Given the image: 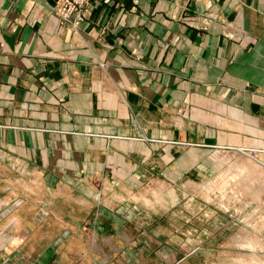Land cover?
I'll return each instance as SVG.
<instances>
[{"label":"crops","instance_id":"obj_1","mask_svg":"<svg viewBox=\"0 0 264 264\" xmlns=\"http://www.w3.org/2000/svg\"><path fill=\"white\" fill-rule=\"evenodd\" d=\"M5 116L53 132L42 154L50 137L61 153L60 134L84 136L73 153L127 164L115 179L138 178L128 163L178 157L202 177L221 172L239 149L264 150V0H93L77 28L42 0H0ZM111 208L106 262L86 264H162V237L146 233L161 222Z\"/></svg>","mask_w":264,"mask_h":264},{"label":"rangeland","instance_id":"obj_2","mask_svg":"<svg viewBox=\"0 0 264 264\" xmlns=\"http://www.w3.org/2000/svg\"><path fill=\"white\" fill-rule=\"evenodd\" d=\"M42 1L77 28L93 0ZM4 120L0 264L105 263L103 247L111 248L107 242L111 227L99 223L108 218V207L115 213L137 212L148 224L161 222L147 226L146 233L162 237L163 243L155 246L163 254L162 264H264L263 149H239L236 157H226L221 172L216 167L211 176H200L199 167L190 169L178 157L172 163L158 159L128 163L130 171L137 175L139 171L138 178L115 179L113 173L127 164L104 163L97 168L84 155L73 153L74 141L84 136L60 134L59 141L64 135L70 145L61 153L52 147L50 137L42 154L41 135L53 132L18 130L7 116ZM31 133L34 148L27 140ZM121 187L127 191L114 189ZM125 216L130 217L128 211ZM59 258L64 260L59 263Z\"/></svg>","mask_w":264,"mask_h":264},{"label":"built area","instance_id":"obj_3","mask_svg":"<svg viewBox=\"0 0 264 264\" xmlns=\"http://www.w3.org/2000/svg\"><path fill=\"white\" fill-rule=\"evenodd\" d=\"M82 1H87V2H89L90 0H82Z\"/></svg>","mask_w":264,"mask_h":264}]
</instances>
